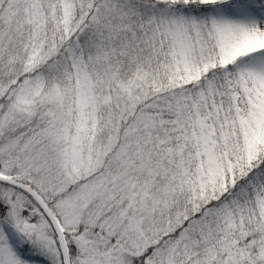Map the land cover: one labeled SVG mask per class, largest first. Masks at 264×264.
I'll return each mask as SVG.
<instances>
[{"label":"snow or ice","instance_id":"obj_1","mask_svg":"<svg viewBox=\"0 0 264 264\" xmlns=\"http://www.w3.org/2000/svg\"><path fill=\"white\" fill-rule=\"evenodd\" d=\"M0 264H264V0H0Z\"/></svg>","mask_w":264,"mask_h":264}]
</instances>
